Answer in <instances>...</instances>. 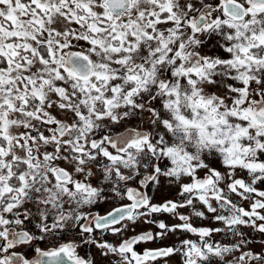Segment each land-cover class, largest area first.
Segmentation results:
<instances>
[{"label": "snow or ice", "instance_id": "obj_1", "mask_svg": "<svg viewBox=\"0 0 264 264\" xmlns=\"http://www.w3.org/2000/svg\"><path fill=\"white\" fill-rule=\"evenodd\" d=\"M0 264H264V0H0Z\"/></svg>", "mask_w": 264, "mask_h": 264}]
</instances>
